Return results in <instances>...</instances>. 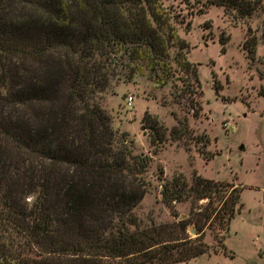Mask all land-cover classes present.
Segmentation results:
<instances>
[{"label": "trees", "instance_id": "trees-1", "mask_svg": "<svg viewBox=\"0 0 264 264\" xmlns=\"http://www.w3.org/2000/svg\"><path fill=\"white\" fill-rule=\"evenodd\" d=\"M169 1L0 0V264H178L208 253L201 233L215 210L195 221V238L190 220L171 229L137 214L150 158L113 128L102 95L146 79L197 112L199 64L178 35L183 19L215 6L248 21L264 0H184L185 14ZM151 128L165 144V128ZM164 185L168 208L190 196L221 203L229 190L233 207L240 190L201 176Z\"/></svg>", "mask_w": 264, "mask_h": 264}, {"label": "rangeland", "instance_id": "rangeland-1", "mask_svg": "<svg viewBox=\"0 0 264 264\" xmlns=\"http://www.w3.org/2000/svg\"><path fill=\"white\" fill-rule=\"evenodd\" d=\"M184 2L169 1L185 14L189 6ZM178 35L188 43V60L199 64L200 110L173 103L171 86L159 88L146 79L113 83L102 95L113 128L128 134L135 153L150 158L146 179L151 188L136 212L145 222L150 214L171 229L190 220L185 234L195 238V221L203 224V214L215 210L201 233L208 253L178 264H264V14L235 22L213 6L201 16L184 18ZM253 42L255 54L249 55ZM156 122L166 130L165 144L152 142ZM176 127H182L180 139L171 135ZM195 176L235 185L240 189L235 205H230L234 195L229 190L221 203L190 196L166 207L164 184L177 178L189 184ZM223 204L226 208L217 210Z\"/></svg>", "mask_w": 264, "mask_h": 264}, {"label": "built area", "instance_id": "built-area-1", "mask_svg": "<svg viewBox=\"0 0 264 264\" xmlns=\"http://www.w3.org/2000/svg\"><path fill=\"white\" fill-rule=\"evenodd\" d=\"M132 101H133L132 96H129V97H128V100H127L128 104L131 105V104H132Z\"/></svg>", "mask_w": 264, "mask_h": 264}, {"label": "water", "instance_id": "water-1", "mask_svg": "<svg viewBox=\"0 0 264 264\" xmlns=\"http://www.w3.org/2000/svg\"><path fill=\"white\" fill-rule=\"evenodd\" d=\"M241 149H243V146H241ZM190 233H194V230L193 229L190 230Z\"/></svg>", "mask_w": 264, "mask_h": 264}]
</instances>
